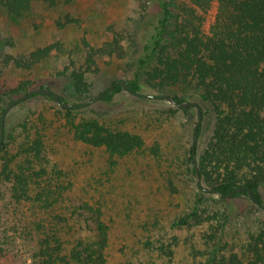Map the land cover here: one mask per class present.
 <instances>
[{
    "label": "rangeland",
    "instance_id": "1",
    "mask_svg": "<svg viewBox=\"0 0 264 264\" xmlns=\"http://www.w3.org/2000/svg\"><path fill=\"white\" fill-rule=\"evenodd\" d=\"M188 1L172 0L176 5ZM157 10L158 5L149 0H70L56 6L39 1L31 12L13 21L0 6V76L9 83L30 80L32 88L50 86L69 103L94 99L114 80L126 81L134 76L137 59L143 54L151 32L146 21ZM216 10L214 2L205 17L206 31ZM66 16L72 21H67ZM113 33L123 35L127 55L98 58L99 71L86 76L90 92L77 95L70 76L59 72L68 66H84L87 54L84 41L98 48ZM55 41L63 42L66 53L53 54L30 70L18 68L5 58L28 55ZM143 92L154 97L140 99L124 90L111 102L98 100L76 112L80 117H95L110 127L141 134L144 148L129 156L110 158L104 147L76 141L62 127L65 118L64 112H58L61 105L44 96L12 106L8 110L6 132L18 136L19 141L23 137L20 123L26 116L39 125L40 116L47 123L52 122L46 128L44 153L51 165L56 163L64 172L49 176L55 182L72 181L71 188L64 191L65 200L56 209L67 218L66 238L98 241L106 228L109 264H206L214 253L244 255L263 215L252 211V203L246 197L233 201L230 207L211 196L213 200L208 202L211 209L229 214L223 227L216 220L174 225L192 210L199 194L197 183L203 185L192 172L194 161L189 156L195 138V163L208 145L213 130V112L211 115L208 110L212 106L184 86L151 89L144 85ZM161 95L196 101L208 114L199 119L197 107L185 112L160 98ZM197 122L201 130L195 136ZM1 163L0 158V168ZM262 195L264 198V187ZM30 214L28 205L13 200L9 183L0 176V243L4 252L0 264H31L36 239L29 229ZM210 235L216 238L210 239ZM162 244L165 249H172L171 257L161 252Z\"/></svg>",
    "mask_w": 264,
    "mask_h": 264
},
{
    "label": "trees",
    "instance_id": "2",
    "mask_svg": "<svg viewBox=\"0 0 264 264\" xmlns=\"http://www.w3.org/2000/svg\"><path fill=\"white\" fill-rule=\"evenodd\" d=\"M39 1L48 6L70 2L0 0V6L11 20L18 21ZM149 1L156 3L158 10L151 20L146 21L151 32L143 46V54L137 59L134 76L125 81L127 89L119 80H114L91 99L93 101L85 102L87 105L98 100L111 102L124 90L140 99L152 100L154 95L143 92L145 85L151 89L184 86L211 105L208 112L211 115L213 112V130L208 145L197 163L196 144L191 147L189 156L194 161L192 172L200 177L203 185L197 183L199 194L192 210L179 217L174 225L216 220L223 227L229 214L227 211H213L208 205L213 200L211 196L230 207L233 201L246 197L252 203V211L263 214L247 251L244 255L233 252L219 256L214 253L206 264H264V0H189L177 5L172 0ZM214 2L216 15L209 31H206L205 17ZM66 20L72 21L68 16ZM59 25L64 26L62 23ZM122 36L113 33L111 39L98 48L84 41L87 47L84 66H68L59 72L70 76L77 95L90 92L86 76L99 71L98 58L114 55L123 58L127 55ZM132 42L138 44L136 39ZM64 53L63 42L55 41L36 48L28 55H7L5 58L18 68L30 70L51 55ZM31 85L30 80L9 83L0 76V176L9 183L13 200L28 205L31 210L29 229L36 239L31 264H109L105 251L106 228L101 231L98 241L83 238L70 241L66 238L67 218L56 209L65 200L64 191L71 188L72 181L55 182L49 176L50 173L61 175L64 172L57 168L56 163L51 165V160L44 153L46 128L52 122L47 123L40 116L39 125L26 116L20 123L23 137L19 141L18 136L6 132V109L11 103L18 105L37 96L58 103L52 93L36 91L47 87L54 93L52 87L41 85L32 88ZM59 97L62 102H68L64 96ZM172 97L178 103L186 102L184 97ZM85 102L75 103L78 106L70 108L61 106L58 111L64 112L62 127L76 141L104 147L110 158L129 156L144 148L145 141L139 133L110 127L95 117H80L76 112L79 107H84L81 104ZM193 107H197L199 119L208 114L196 103L181 109L187 112ZM200 130L201 125L197 122L194 135L198 136ZM14 146L16 150L13 151ZM209 238L215 239L216 235ZM159 249L169 257L173 255L172 249H165L164 244ZM3 257L0 243V263Z\"/></svg>",
    "mask_w": 264,
    "mask_h": 264
},
{
    "label": "water",
    "instance_id": "3",
    "mask_svg": "<svg viewBox=\"0 0 264 264\" xmlns=\"http://www.w3.org/2000/svg\"><path fill=\"white\" fill-rule=\"evenodd\" d=\"M120 83H122V85L125 87V89H127V85H126V83H125V81H123V80H120L119 81ZM37 92H46V93H52L53 94V96L55 97V99H56V101L61 105V106H63V107H66V108H70V107H72V106H78V104H75V103H69V102H62L61 101V99H60V97H59V95L58 94H56V93H53V91L51 90V89H49V88H47V87H45V88H42V89H38V90H36ZM160 98H165L168 102H170L171 104H173V105H176V106H179V107H182V108H185V107H188L189 105H191V104H195L196 102L195 101H186V102H182V103H178L172 96H168V95H165V96H159ZM25 98V97H24ZM22 98H20V100H21ZM96 99H98V98H96ZM91 101H93V100H91ZM88 104V102H85V103H82L81 105L82 106H86ZM15 105V102H13V103H11L10 105H9V107H7V109L6 110H9L12 106H14ZM2 139H3V133H2ZM195 141H196V138L194 139V142H193V144H195ZM198 177V176H197ZM198 181H199V177H198Z\"/></svg>",
    "mask_w": 264,
    "mask_h": 264
}]
</instances>
